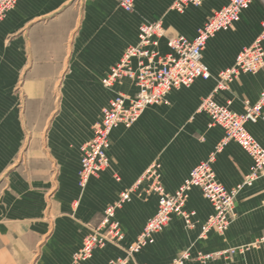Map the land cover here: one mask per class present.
<instances>
[{
  "label": "crops",
  "instance_id": "crops-1",
  "mask_svg": "<svg viewBox=\"0 0 264 264\" xmlns=\"http://www.w3.org/2000/svg\"><path fill=\"white\" fill-rule=\"evenodd\" d=\"M149 1L135 0L131 14L115 0H19L8 11L0 21V119H6L0 120V167L15 165L28 131L22 119L31 116L30 108L51 111L47 104L52 100V87L101 85V78L124 47L136 41L137 24L150 17L161 19L163 2L149 9ZM227 1L209 0L181 15L170 8L179 17L174 26L182 32L177 33L192 37L211 10ZM263 29L264 7L253 0L231 27L208 39L202 59L211 77L196 79L187 89L170 91L166 105L148 107L136 124L115 127L110 134V168L99 178L91 177L84 189L74 183L77 145L70 170L65 172L56 163L54 173L44 165L37 174L33 166L43 160L37 149L41 142L33 136L25 151L27 167L15 165L6 179L7 189L0 191V264H71L72 254L96 215L119 193L131 189L129 201L116 211L125 235L122 246L128 245L156 209V196L150 190L153 177L141 175L153 166L157 179L173 191L188 171L214 150L223 130L207 126L209 117L195 111L197 103L214 88L218 71L229 67L237 53ZM261 44L264 50V37ZM161 50H165L164 41ZM116 89L127 95L135 91L127 79ZM262 89L264 64L254 74L241 73L215 98L242 111L243 101H255ZM17 103H21L19 109ZM39 116L48 114L43 111ZM51 130L46 133V147ZM247 130L264 144V122L248 123ZM250 164L246 152L230 141L215 153L212 167L216 178L230 188L241 181ZM249 189L238 196L236 217L224 234L210 231L199 237L198 227L187 229L181 217L174 215L151 243L129 259V264H174L187 249L191 258L180 264H264V243L253 246L264 234V216L262 220L255 215L260 207L254 205L260 197L264 200V192L254 197L253 191L259 193L264 188L256 185L255 190ZM186 210L204 217L212 207L193 188ZM198 251L213 255L199 261L195 259ZM94 252L85 264H106L109 252L123 255L120 247Z\"/></svg>",
  "mask_w": 264,
  "mask_h": 264
},
{
  "label": "built area",
  "instance_id": "built-area-1",
  "mask_svg": "<svg viewBox=\"0 0 264 264\" xmlns=\"http://www.w3.org/2000/svg\"><path fill=\"white\" fill-rule=\"evenodd\" d=\"M18 1L0 0V21ZM115 1L123 11L130 12L134 9V0ZM204 1L206 0H173L170 8L183 13L188 6L197 7ZM252 1L228 0L202 23L192 37L181 33L167 35L161 19L139 24L136 41L124 47L118 60L100 80L102 87L111 89L115 83L127 79L134 85L135 91L132 95L117 92L101 108L89 137L80 146L77 177L79 187L84 188L93 175L109 166L110 134L118 124L129 125L135 122L146 107L163 102L170 91L188 86L196 79L206 80L211 77V72L202 59L208 39L218 31L231 27ZM263 37L264 29L250 45L237 53L229 67L218 71L214 88L198 105V110L209 117L208 127L219 125L224 131L215 151L194 165L173 191L167 190L157 179L153 166L141 175V178L153 177L150 190L156 196V209L134 241L125 246L128 256L151 243L155 234L167 225L174 214L181 217L187 229L196 228L191 217L193 213L186 210V201L193 188H197L212 207V213L198 227L199 237L210 231L223 232L233 219L236 194L264 176V144L247 130L248 123L264 122V89L255 101L245 99L242 111H235L229 107V102L222 104L215 98L216 93L226 90L228 84L239 74H254L262 68ZM161 41H164V51L161 50ZM230 141L236 142L246 152L251 164L241 181L227 188L216 178L212 163L215 153ZM135 187L136 185L132 188ZM130 191L131 189L121 192L119 199L104 209L101 223L83 237L80 247L72 254V264H83L92 256L96 247H103L107 242L121 244L124 241L125 235L116 211L124 202L129 201ZM258 242L264 243V235L259 237ZM212 255L213 253L198 251L196 258L206 260ZM190 257L191 253L187 249L180 259ZM109 264H126V258L110 260Z\"/></svg>",
  "mask_w": 264,
  "mask_h": 264
},
{
  "label": "rangeland",
  "instance_id": "rangeland-1",
  "mask_svg": "<svg viewBox=\"0 0 264 264\" xmlns=\"http://www.w3.org/2000/svg\"><path fill=\"white\" fill-rule=\"evenodd\" d=\"M208 1L209 0L204 1L201 5H199L197 7L196 6H188L184 11H186L188 8L189 9H197V8L201 7L202 5H204V3L208 2ZM255 1L262 4V6L264 7V0H255ZM162 2H163V5L165 8L161 12L160 18L162 19L163 24L166 27L167 35H173L177 32H182V30L180 31L179 29H177V27L174 26V23L175 22L177 23V19L179 17L177 16L178 14L176 15L175 13L173 14V12H171L170 6H169L170 0H150L148 3L149 9H153L158 4L162 5L161 4ZM134 6H135V0H134ZM168 6H169V8H168ZM217 9H219V7L216 9H212L209 16ZM132 11H130L129 14H131ZM183 13H185V12H183ZM183 13H180L179 15H181ZM150 19H152V18L150 17L149 20ZM144 21H141L140 23H142ZM140 23L137 24L135 31L138 28ZM201 25L198 27V29L201 27ZM197 30H196V32H197ZM248 74H251V73H248ZM239 75H241V74H239ZM239 75L237 77H239ZM237 77H235L234 79H236ZM194 81H193V83H194ZM121 82L115 83L114 86L111 89H109V91L106 90L105 88H103L101 85H98L96 87H73V86L72 87H63V86L52 87L51 93H50L52 100L49 101L47 104L48 107L51 108V111L50 110L45 111L44 108H43L44 110H40V108H36L33 106L30 108L31 109V111H30L31 116H26L22 119V120H24L25 128L28 131L25 133V137L23 139V143L21 146V151H20V153H19V155L15 161V165H17L16 167L22 166L21 168H23L22 164H24V166L27 167L28 160L25 156V151L28 148L29 143L32 140L33 136L37 140L38 143L41 142L40 143L41 145L38 146L37 149L40 151V158L43 160L42 164H40L39 162H36L37 165L33 166V169H35L37 171L36 172L37 174H40L39 171L42 170L45 166H47L46 168L48 169L49 173H51V174L54 173L55 169H56V163L59 164L60 166H62V168L65 170V172L70 170V168H71L70 165L73 162H75L73 148L77 145L76 149L78 151V162H77L78 167L76 170V177H75L76 180L74 182L75 184H77L79 161H80V146L86 141V137L88 136L87 135L88 131L91 130L92 125L95 123V121L98 120V118L100 116L101 108L111 100V98L115 95V93L118 92V90L116 89V86H118V84H120ZM214 82H216V81H214ZM193 83H191L188 86L175 89L172 91V93L183 90V89H187V88L191 87V85ZM167 97L168 96L165 97V100L163 102H161L159 104H155V105H150L148 107H153V106L156 107V106L166 105L167 104ZM204 97H202L201 100ZM200 101H198V102L200 103ZM199 103H197V104L199 105ZM198 105H197L195 111L200 113L202 111L198 110ZM20 106H21V103H17V109H19ZM148 107H146L144 109V111ZM43 111H44V113L46 112L48 114V117H40L39 116V113H41ZM142 113H141V115H142ZM141 115H140V117H141ZM0 120L3 121L6 119L3 118ZM138 120L139 119H137L135 122H133L129 125L118 124L117 126L122 125L124 127H129V126L136 124ZM207 126H208V124H207ZM214 126L220 127L219 125H214ZM50 128H52V130L49 133V136L47 139V147H46V133L50 130ZM223 133H224V131H223ZM221 139H222V137L219 139L216 146L219 144ZM216 146H215V148H216ZM223 147L221 149H223ZM215 148L213 151H215ZM15 165H13L11 167H0V191L1 192L5 191L7 189L6 179H7L8 175L10 174V171L14 168ZM109 168H110V164L108 167H106L102 171L96 173L92 177L96 179V178H99L100 176H103L105 171ZM256 185L257 186H263V188H264V176L255 180V182L251 186L243 187L239 191V193L236 194L235 203H234V216H233L232 220H234L236 217V208H237L238 196L248 188H251L249 190H255ZM65 186H66V182L63 181V188H65ZM77 187L79 189H84L86 186L84 188H81L77 184ZM191 191H190L188 199L186 201V206H187V202L190 199ZM259 191H260L259 193H257V191L256 192L253 191L254 197H258L260 195V193L264 192L263 189L259 190ZM120 194L121 193H119V196H120ZM200 194H201V192H200ZM201 196H202V194H201ZM202 198L206 202H208L203 196H202ZM118 199H119V197L114 199L111 202V204L114 203L115 201H117ZM254 205L260 207V210H258V214H255V215L259 216L263 220L262 217L264 216V200L260 197L259 199H257V201L255 202ZM105 208H106V206L103 207V209L99 213V215H96L95 223H93L92 225L89 226L87 234L90 233L95 227H97L101 223L102 217H103V211ZM190 212L193 213L191 217H192V220L195 222L196 227H199L206 220V218L212 213V211H211V213H209L208 215H206L204 217H199L197 214H195L194 211H190ZM174 215H172L169 222L174 218ZM176 216H178V215H176ZM168 223H167V225H168ZM167 225L161 231H163L167 227ZM143 227H144V225H143ZM142 228H141V230H142ZM225 231L226 230H224L223 232H219V234L222 235V234H224ZM214 232H216V231H214ZM262 235H264V234H262ZM262 235H260V236H262ZM259 237L255 241L256 244L253 243L254 247H256V245L263 244V242H258ZM134 239L132 241H134ZM132 241H130V243ZM109 247L110 248L111 247H114V248L120 247L123 251V255H121V256L115 255V253H113V252H111V253L109 252L108 255H109L111 261H118V260H121L123 258H126V264H129V262H130L129 259H131L135 254L138 253V252H136L133 255L128 256L125 249H124L125 247L122 246V243L117 244L114 242H107L103 247H96L93 250V253H95L94 252L95 250L102 251V250L108 249ZM112 250H115V249H112ZM107 251H109V250H107ZM93 253H92V256L88 260H86L83 264L87 263L93 257ZM182 253H181V255H182ZM195 259L199 260V261H205V260H201L199 258H196V255H195ZM110 260H108L106 264H109ZM184 260H186V259L177 258L174 264H180Z\"/></svg>",
  "mask_w": 264,
  "mask_h": 264
},
{
  "label": "bare ground",
  "instance_id": "bare-ground-1",
  "mask_svg": "<svg viewBox=\"0 0 264 264\" xmlns=\"http://www.w3.org/2000/svg\"><path fill=\"white\" fill-rule=\"evenodd\" d=\"M139 119V118H138Z\"/></svg>",
  "mask_w": 264,
  "mask_h": 264
}]
</instances>
